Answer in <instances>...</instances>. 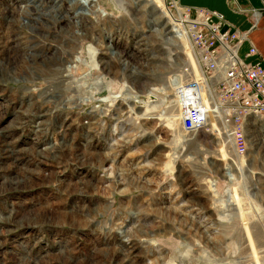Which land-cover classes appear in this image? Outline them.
Here are the masks:
<instances>
[{"label": "rangeland", "instance_id": "rangeland-1", "mask_svg": "<svg viewBox=\"0 0 264 264\" xmlns=\"http://www.w3.org/2000/svg\"><path fill=\"white\" fill-rule=\"evenodd\" d=\"M98 1L109 9L104 7L109 11L106 14L109 20L103 24L104 18L93 19L97 17L96 12L90 10L85 0H0V219L3 221L0 220V264H264V128L256 131L254 125L250 128L247 153L234 163L229 160L228 135L218 134L217 121H212L208 132L186 133L177 119L178 107L182 110L186 99L180 93L189 87L183 85L182 78L189 75L186 69L194 64L190 59L185 60L186 36L174 32L177 35L173 39L174 47L164 36L158 43L159 37L153 31L157 14L158 23L167 30L170 28L166 15L160 13L163 8L160 0L153 4V10L147 1L136 4L135 0H125V10L110 0ZM33 5L40 6V12L31 7ZM80 11L85 13L80 15L84 18L81 29L76 15ZM86 15L98 23L94 31ZM23 18H29L28 22L23 23ZM46 26L52 27V34L47 33ZM106 30H113L123 38L141 37L147 32L150 37L144 38L147 39L144 47L152 48V44H157L163 49L164 67L158 71L164 75L165 82L161 80L163 85L156 86L162 88L160 109L165 127L164 138L161 137L157 149L152 155L144 154L154 145L150 144L153 138L137 141L145 129H140L134 121L122 120L118 122L124 131L112 139L107 152L85 151L83 146L70 145L72 140H69L61 142L59 147L53 146L56 154L45 155L52 158L53 155L58 157L60 151L65 152V160L60 165H52L59 168L47 167L46 171H41L38 163L34 166L35 162L31 169L14 167L18 154L12 153L11 148L17 149L18 144L14 142L13 147L7 144L18 134L3 137L15 126L14 121L8 122L10 116L7 115L23 113L22 95L31 111L41 107L52 114L39 131H47L52 126L50 121L56 120L57 124L64 122L62 128L66 136L68 132L79 137L81 114L88 110L90 114L95 112L90 110L91 99L96 97L93 89L99 91V98L107 95L106 89H112L111 85H90L86 78L90 68L85 67L73 78L77 83V78L82 77L80 94L67 93L61 85L70 60L80 51L90 56L95 43L91 35L102 36ZM161 31L158 30L159 35ZM31 33L41 35L44 41ZM108 37L111 36L107 34ZM32 38L37 41H28ZM120 41L110 45L107 40H99L98 47L94 48L99 52L97 63L109 61V68L116 71L115 77L124 81L127 71L121 61L130 55L121 47L127 48V42ZM28 43L35 45L33 54L40 59L34 64L26 60ZM185 44L191 48L188 39ZM111 46L118 54L107 57ZM135 48L131 51H140ZM176 52L177 66L171 65ZM130 57L133 64L140 63L139 57ZM95 66L107 76L106 65L107 69L100 64ZM142 68L145 69L144 65ZM165 76L176 82L169 84ZM12 82L16 85H11ZM41 82L45 85H37ZM26 83L36 86L37 98L43 97V103L33 97V90ZM125 84L116 85L113 96L123 97L133 90L147 92L150 87L155 88V85ZM176 89L174 95L178 99L173 103L171 99ZM54 91L60 93V98L57 103L51 102L55 105L51 104L50 108L45 101L55 95ZM93 102L95 104V100ZM31 119L36 120L37 116ZM3 120L7 124H3ZM80 129L93 132L87 126L81 125ZM30 130L27 127L24 134ZM24 142L25 136L21 139V143ZM122 142L128 143L125 151H119V147H126L120 145ZM32 149H28L29 154L43 163L36 149ZM235 163L240 166L239 171L233 168ZM73 167L78 169L72 170ZM57 171L70 178H57L60 174ZM86 171L89 177L82 179ZM12 172L16 177L6 178ZM45 184L51 188L40 190ZM40 195L52 196L36 199ZM56 230H63L64 236ZM54 231L58 239L53 238Z\"/></svg>", "mask_w": 264, "mask_h": 264}, {"label": "built area", "instance_id": "built-area-1", "mask_svg": "<svg viewBox=\"0 0 264 264\" xmlns=\"http://www.w3.org/2000/svg\"><path fill=\"white\" fill-rule=\"evenodd\" d=\"M162 1L163 3H165L164 5L167 7V9L171 10L170 12L172 14V17L176 22V25L174 27L178 30L179 33L186 36V40L188 39L195 61L194 64L189 65L186 69L187 74L189 75L185 78H182L185 85L193 88V90H189L191 88L185 86L187 90L180 93L183 96L185 95L186 97V99L183 100L184 103L182 104V110L178 107L177 111V119L179 120V122H181L180 126L186 133L189 134L197 133L200 130H205V132H208V128L212 126V121H217V124L219 126L218 134L223 135L225 133L232 138L231 144H228V152H230V155H232H229L230 163H234V161L238 157H241L242 155L244 156V154L247 153L248 146L246 142V131H250V128L253 125L255 131L264 128V58H262L259 51L256 49V45L252 44V41L249 39V30L238 32V30L236 29L233 31H230L228 29L225 31L222 29L223 23H225L226 20H224V17L220 12L198 6L183 5L179 2V0ZM98 3L99 1L95 0V2L90 3L88 7H90V10L92 12H96L97 17L93 18L94 20L100 21L102 18H104L102 20L103 24L105 20H109V17L104 15L105 13L103 15L99 14L100 12L98 11L102 6ZM86 17V20L89 21L88 25L92 27V30L94 31V27H96L98 23L94 22L91 19L92 17H89L88 15H86ZM158 30L159 29L156 28L155 35L162 39L163 36L157 33ZM144 31L146 32V30ZM31 34L34 35L36 33ZM107 34H109L111 37L107 38ZM111 34H113L114 37ZM145 35H142L141 37L131 36L132 38H123L120 35L115 34L113 30H106V33L102 36L96 35V33H94V35H91L93 41L95 42L94 45H92L91 52L92 54L94 53V46L98 47L96 43H98L99 40H107L108 44L110 45L116 44L114 40H125L128 44V48L123 47L125 50H127V52L125 53L133 56L134 58L139 57L137 60L141 62L145 67V69L143 68L140 70L142 72H138L133 75V80H138L141 85H144L143 81H154L150 84L152 85L156 82L157 79H153L150 74H147V71L149 72V67L154 66L157 74H161V72L158 70L162 69L163 62L159 59L161 58L162 53L161 47L157 44H152V48L146 49L144 47L146 46L145 41H147V39L150 37ZM34 36H36L40 41H44V38L41 35L36 34ZM144 38L147 39L144 40ZM160 38H157L158 43H160ZM131 41L134 42V44L131 45ZM244 41H247L249 43L250 48L245 54V57H241L239 56V50L241 44ZM135 47L137 50H140L138 55L137 53H134V51H130ZM113 50L114 49H108V53L106 56L109 57V55H113ZM253 56H255V59L253 61L247 59L248 57L253 58ZM145 61H147L148 65H146ZM95 68H97V66H95ZM98 71L99 70L97 68L95 72ZM90 73V85H95L96 87L100 82L97 80L98 78H92V76L94 75L91 71ZM95 75L96 77H98L99 74ZM104 79L105 78H103V80ZM81 80H78V85H80ZM105 80L109 79L106 78ZM22 81L23 80L19 79V82ZM172 81H174V79ZM126 83L130 84V82ZM109 84L112 86V83ZM11 85H16V82H12ZM37 85H45V82L38 83ZM131 85H135V83H131ZM26 86L29 87L30 90H33L31 91V93L33 94L34 98H37L39 93L35 90L36 86L31 85L30 83H26ZM11 87L13 86H10V88ZM38 88L43 89V86H38ZM93 91V95L96 94V97L91 99L92 106L90 110H94L95 112L93 114H90L88 110L87 112L81 114L83 117L80 121H78V131L79 133L81 132L78 135L79 137H75L74 133L70 134L68 132L66 133V136V131L64 132L62 128L63 123L61 124L60 122L57 124L55 120L50 121L52 123V126L45 132L33 129L36 120H30V118L24 115V113H29L31 110L28 109L27 103L25 101V96L22 95L20 102L24 104V108L22 110L23 113L20 112V114L18 113L16 115H7V117L10 116L8 122L14 121L13 124L15 126L13 131H11L10 133H6V135L3 137L5 139L7 136L13 135L14 133L18 134L16 135L15 139H13L11 142H8L7 144L8 146L12 147L14 142H17L18 144V148L14 149L16 150L14 154H18V157H16L15 159L16 162L14 163V167H18L19 170L23 168L31 169L30 166H33V163L35 162L34 166L38 163L40 165L41 171H46L47 167L59 168V166L52 165L54 163L60 165V163L65 160V158H63L65 156V152L60 151L58 157L55 158L43 157V163H39L32 157V153L29 154L28 149L35 148L44 150V148H51L53 146L57 147L58 145L55 144L60 145L61 142H69V140H72V143H70V145H78V147L80 148L81 146H83V150L85 151L86 149H91L94 152L98 153L107 152L109 145H111L112 139L117 134H119V132L121 133L124 131L121 129V122H118L122 120V122H124V120L134 121L137 123L140 129H145L141 132L140 135H138L137 141L147 139L148 137L154 138L156 136L155 141L157 143L159 142V136L161 135V133L159 132L160 129L158 127L161 120L160 117L162 109L159 111L158 109L152 107L150 108V110H146L145 113L140 114V110L142 108H144L145 110L148 105L160 99V94L157 93L156 90H149L148 92L143 93L133 90L132 93H135L123 96L126 98V100L124 101V104L121 108L117 107L118 103L114 100L118 96L109 98L110 95H113V93L111 92L115 91L113 87L111 90L106 89L108 93L103 98L97 97V94L99 92L97 89L95 90L94 88ZM176 91L177 89L173 91V97L171 99L173 103H175L176 99H178V97H175L174 95L176 94ZM17 92L19 93V90H17ZM53 93L55 95L50 96L51 98L46 101V106L50 107V105L52 104L51 102L55 101V103H57V101L59 100L60 93H56V91H54ZM149 95L152 96V99L148 101L146 97ZM37 99L44 101L43 97ZM38 100H36V102ZM93 100H95V104ZM127 100H129V102L131 103L130 106H128ZM5 122L6 121L3 120V124ZM151 122L155 123V125L153 128L149 129L148 125L150 126ZM81 125L84 128L85 126H87V128L89 127V130H92L93 132L88 133L81 130ZM27 127H30L31 130L28 131L25 135L24 133ZM24 136L25 142L24 144H22L21 139ZM122 144L126 145V147H119V151H125V149H127L128 147V143L122 142L120 145ZM24 146L28 148H25ZM148 153L152 155V151H147V153L144 154ZM155 153H157V151H155L154 154ZM232 157L234 158V160ZM73 169L78 168L73 167L72 170ZM224 169L227 170V167L225 166ZM88 172L89 171H86L81 178L87 179L89 177ZM14 173L15 172H12L11 174L8 173L9 175H7L6 178L10 176L12 177ZM34 173H36V175L38 174L35 170ZM30 176L33 177L32 175ZM14 177L16 176L14 175ZM57 178L60 179L70 177H68L65 173H60L57 175ZM41 186L42 187H40V190L48 191V189L51 188L49 187V184ZM13 191H16V189ZM78 195H80V192H78ZM51 196L52 195H48V197H44L40 195L37 196L36 199H48ZM81 196L83 195L81 194ZM19 201L21 200L19 199ZM56 231L61 233L63 232L64 236L63 230ZM56 231H54V239H58L55 234ZM18 235H20V233Z\"/></svg>", "mask_w": 264, "mask_h": 264}, {"label": "bare ground", "instance_id": "bare-ground-1", "mask_svg": "<svg viewBox=\"0 0 264 264\" xmlns=\"http://www.w3.org/2000/svg\"><path fill=\"white\" fill-rule=\"evenodd\" d=\"M97 1V0H96ZM136 1V4H141V3H145V1H147L148 2V4H150V5H152V9L151 10H153V9H155L154 7H155V5H153L154 3H156L157 2V0H135ZM86 3H88V5L90 4V3H93V2H95V0H86L85 1ZM110 2L111 3H113V4H115L118 8H120V9H123V10H125V9H127L126 8V2H125V0H110ZM146 2V3H147ZM160 2H162L161 4H163V8H161V11H160V13H164L165 15H166V17H167V19H168V25H169V30H167V29H165L164 27H162V25L161 24H159L158 23V14H157V18L155 17L154 18V20L156 21V27L158 26L159 28V31L160 30H162L161 31V35L162 36H164V39H165V41L167 42V43H169L170 45H173V47H174V45H175V41L173 40L174 38H176L177 37V35H175L174 34V32H176V31H178L174 26L176 25V22L174 21V18L172 17V14H171V10L170 9H167V7L164 5L165 3H163V1L162 0H160ZM27 3H29V2H27ZM98 4H100L102 7H100V10L98 11V12H100L99 14L100 15H103L104 13V15H108V13H107V10H109L108 9V7L107 6H104L103 4H101V3H98ZM49 6H51V5H49ZM31 7H33V8H35V10L36 11H38V12H40V6H31ZM107 9H105V8ZM159 7V10H160V7L161 6H158ZM37 9H39V10H37ZM33 10V9H32ZM29 11V10H28ZM27 11V12H28ZM118 11V10H117ZM45 13V12H44ZM159 13V14H160ZM30 14V13H29ZM85 13H82L81 11L80 12H77V14L76 15H79V20H77V21H79L78 23H79V25L78 26H80V24H84V18L83 17H81L80 15H84ZM111 14V13H110ZM106 15V16H107ZM30 16V15H29ZM54 18V17H53ZM56 18V17H55ZM28 19L29 18H23V20H24V22L23 23H27L28 22ZM35 19H38V18H35ZM40 19V18H39ZM63 19V18H62ZM32 20V19H31ZM164 20V19H163ZM56 21V20H55ZM33 22L35 23V21L33 20ZM75 23H76V21H75ZM36 25V24H35ZM154 26V28H155V30L153 29V31L155 32L156 31V27ZM47 27V33L48 34H52V32H51V30H50V28H52V27H49V26H46ZM33 28V27H32ZM167 28V27H166ZM79 29H81V26H80V28ZM36 30V29H35ZM38 30V29H37ZM50 30V31H49ZM78 31V30H77ZM138 31V30H137ZM79 33V32H78ZM151 33V32H150ZM153 33V32H152ZM157 33H159V32H157ZM111 35H113V34H111ZM81 36H83L82 34H81ZM113 37H114V35H113ZM108 38H110V37H108ZM160 38V37H159ZM116 39V38H115ZM161 39V38H160ZM119 40H121L120 41V43H122L123 42V40L122 39H118V40H114L115 42H116V44L119 42ZM156 40V39H155ZM28 41H37V39L36 38H32V39H30V40H28ZM186 38H184V45H185V49H186V55H185V60L187 61V60H191L193 63H195V61H194V58H193V53H192V49L189 47V46H187L185 43H186ZM34 46L35 45H33L32 43H28V49H27V52H25L26 53V60L27 61H29V63H31V64H34V63H36V61H40V59H38L36 56H35V54H33L35 51H34ZM119 46V45H118ZM36 47H37V45H36ZM124 46H122V48H123ZM109 48V47H108ZM125 48V47H124ZM123 48V49H124ZM128 48V47H127ZM36 49V48H35ZM95 49V51H94V53L92 54L91 53V55L89 56L88 55V53H86L85 55H83L82 53L83 52H78V54L75 56V57H77V59L74 57V59H72V60H70V62H69V64H67L66 66H67V69H66V75H64V77L65 78H63L64 80H63V83L61 84L62 86H63V88L64 89H66V91H67V93H69V92H77V93H79V91H81L80 90V85H78V80H81V78H77V83H75V79H73V78H75V76H77L78 75V70H80V69H82V68H90L89 70L93 73V75H95V74H99L98 75V77H96V78H98L97 80L100 82L99 83V85H102V84H106V85H110L109 83H112V87H113V89L115 88V86L116 85H122L123 83H126V82H130V84H128V83H126L125 85H131V83H135V85L138 83V85H141V83L138 81V80H133L134 79V76H132L131 77V79H130V77L129 76H131V74H132V72L134 71H137V72H135V73H138V72H142V71H140L141 69H143L142 67H143V64L140 62L139 64H137V65H135V64H133V62H132V60L131 59H133L132 57H130V56H128L127 55V57H124L125 55H123V57H124V60H123V62L121 61V64L123 65V67L125 68V70L127 71V74H126V78H128V79H126L125 78V80L124 81H119V79L117 78V77H115L116 76V71L115 70H112V69H110L109 68V66L108 65H110L109 64V61H106V62H104V61H101V62H99V63H97L98 62V60H97V58H98V49H96V48H94ZM112 49H114L113 50V53L115 54V53H117V51H116V48H114L113 46H111V49L110 50H112ZM136 49V48H135ZM132 50V49H131ZM130 50V51H131ZM161 50H163L162 49V47H161ZM136 53H139V52H136ZM161 53H162V51H161ZM178 52H176L175 53V58L176 59H174V62L173 61H171L172 62V64L171 65H173L174 63V65H176L177 66V56H178V54H177ZM27 54H29V55H27ZM118 54V53H117ZM31 55V56H30ZM28 56H30V57H28ZM32 56H34V57H32ZM113 57V56H112ZM120 57V56H119ZM181 57H182V55H181ZM183 58V57H182ZM160 59V61H162V56H161V58H159ZM183 60V59H182ZM111 61V60H110ZM95 63L96 64H100V66L101 65H103V68H106V66L108 67V70L106 71V73L105 74H107V76H105V75H103V72H101V71H98V72H95L94 70H96L97 68H94L95 67ZM145 63H147V61H145ZM166 64V63H165ZM170 64V63H169ZM106 65V66H105ZM162 67H164L163 65H162ZM7 68V67H6ZM113 68V67H112ZM107 69V68H106ZM105 69V70H106ZM184 69V68H183ZM35 70V69H34ZM88 70V69H87ZM124 70V69H123ZM31 71V70H30ZM149 71H151L152 73H148L147 72V74H150L151 76H152V78L153 79H157L156 80V82L154 83V84H152V85H155V84H158V85H163L162 84V81H164V79L162 80V78L164 77V75L162 74H158V76L156 75V73H157V71L155 70V68H154V66H151L150 68H149ZM33 72V71H32ZM172 72V71H171ZM85 73V72H84ZM123 73V72H122ZM91 74V73H90ZM90 74H87L86 75V78H88L89 80L91 79L90 78ZM113 74V76L112 77H109V76H111ZM173 74V73H172ZM85 75V74H84ZM174 75V74H173ZM96 76V75H95ZM157 76V77H156ZM167 76V75H166ZM165 76V78H167V82L170 84L171 82H174V81H172L173 79H170V78H168V77H166ZM35 77V76H34ZM124 77V76H123ZM92 78H93V76H92ZM103 78H107V79H109V80H103ZM161 78V79H160ZM172 78V77H171ZM162 80V81H161ZM171 80V81H170ZM87 82V81H86ZM152 82H154V81H152ZM151 81H149V82H144L143 81V83H144V85H150L151 83H152ZM165 82V81H164ZM163 82V83H164ZM176 82V81H175ZM179 82H180V80H179ZM81 83H83V82H81ZM85 85V84H84ZM89 85V84H88ZM99 85H97V86H99ZM183 85H185V83L183 84ZM104 86V85H103ZM156 86V85H155ZM154 86V87H155ZM135 87H137V86H135ZM130 88V87H129ZM151 88V89H150ZM149 89L152 91V90H156V92L157 93H159L160 94V99L158 100V101H155L154 103H152V104H150V105H148L146 108H145V110H144V108H142L141 110H140V114H142V113H145L146 112V110H150V108H152V107H154L155 109H158L159 111L161 110L160 109V106L162 105V101H163V99H162V88L160 87H158V86H156L155 88H153V86L152 87H150ZM156 88H158V89H156ZM82 89V88H81ZM117 89V88H116ZM146 89V88H145ZM63 91V90H62ZM126 91V90H125ZM132 91V90H131ZM141 91V90H140ZM143 91V90H142ZM65 92V91H64ZM146 92V91H145ZM148 92V91H147ZM111 93H113L114 94V91H112ZM123 93V92H122ZM121 93V94H122ZM134 93V92H133ZM132 92H130V95L131 94H133ZM143 93V92H142ZM80 94V93H79ZM113 97H116L115 95L113 96V95H110L109 96V98H113ZM129 97V96H128ZM128 97H127V99H128ZM49 99V98H48ZM46 100H47V98H46ZM115 101H117V103H118V105H117V107L118 108H121L122 106H123V104H124V101L126 100V98L124 97H121V96H118L117 98H115L114 99ZM39 101H41V100H39ZM38 101V102H39ZM34 102V101H33ZM42 103L44 102V101H41ZM46 102V101H45ZM127 103H128V106H130L131 105V103L129 102V100H127ZM23 104V103H22ZM38 105V104H37ZM148 107H150V108H148ZM29 108V107H28ZM51 108V107H50ZM56 108V107H55ZM60 108V107H59ZM58 109V108H57ZM53 110H55L54 108H53ZM60 110V109H59ZM35 112H37V114L35 113ZM149 112V111H148ZM48 113L50 114V111L46 108H41V107H39V109L37 110V111H30L29 113H26V116L28 115H31L30 117H28V118H30L31 119V117L32 116H34V117H36L37 116V121H36V123H35V126H34V128L37 130V131H39L40 129H41V127H44V125L46 124V122H47V118L50 116L51 117V115L52 114H50V115H48ZM54 115V114H53ZM148 115V114H147ZM162 112H161V117H160V123H159V132L162 134L163 133V130H164V127H165V125L163 124V122H162ZM49 117V118H50ZM54 119V118H53ZM67 119V118H66ZM116 119V118H115ZM154 119V118H153ZM152 119V120H153ZM56 121V120H55ZM66 122H67V120H66ZM64 123V122H63ZM71 124V123H70ZM164 125V126H163ZM148 127H149V129H151V128H153L154 127V123L153 122H151L150 123V126L148 125ZM89 128V127H88ZM249 134H250V132L249 131H246V138H247V140H246V142H247V146H248V148H249V145H250V138H249ZM227 135V134H226ZM161 137H163L164 138V136H163V134H162V136L160 135L159 136V142L157 143L156 141H155V139H156V136L153 138V140H150L149 142H150V144H154L152 147H151V149H150V151H154V150H156L157 149V145L160 143V140H161ZM149 138V137H148ZM152 138V137H151ZM227 138H229L228 140L230 141H228L229 142V145L231 144V140H232V138L231 137H229V135H228V137ZM177 140V139H176ZM57 145H59V144H57ZM53 148V149H52ZM63 148V147H62ZM10 149V148H9ZM12 149V153H14V148H11ZM10 149V150H11ZM50 149H52V150H50ZM54 147H51V148H44V150H42V149H36V152H37V155L38 156H40V157H45L46 158V156L45 155H48L49 153H51V154H56V151L55 150H57V149H55ZM41 155H43V156H41ZM56 155H53L52 157H55ZM237 163H235V164H233L235 167H233V168H235V170H238V168L240 167L239 165H236ZM242 166V165H241ZM239 171V170H238ZM234 175V174H233ZM1 220V219H0ZM2 221V220H1ZM1 221H0V223H1ZM3 222V221H2ZM2 232V229H0V233Z\"/></svg>", "mask_w": 264, "mask_h": 264}, {"label": "crops", "instance_id": "crops-1", "mask_svg": "<svg viewBox=\"0 0 264 264\" xmlns=\"http://www.w3.org/2000/svg\"><path fill=\"white\" fill-rule=\"evenodd\" d=\"M183 5L198 6L220 12L225 23L223 30L248 31L249 39L256 45L264 58V0H179ZM250 45L247 41L241 44L239 56L245 57ZM250 61L255 56L247 58ZM264 63V61H263Z\"/></svg>", "mask_w": 264, "mask_h": 264}, {"label": "water", "instance_id": "water-1", "mask_svg": "<svg viewBox=\"0 0 264 264\" xmlns=\"http://www.w3.org/2000/svg\"><path fill=\"white\" fill-rule=\"evenodd\" d=\"M146 99L149 101L150 99H152V96L149 95V96L146 97Z\"/></svg>", "mask_w": 264, "mask_h": 264}]
</instances>
